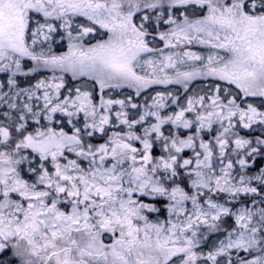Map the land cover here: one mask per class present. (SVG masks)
<instances>
[{
    "label": "snow or ice",
    "instance_id": "obj_1",
    "mask_svg": "<svg viewBox=\"0 0 264 264\" xmlns=\"http://www.w3.org/2000/svg\"><path fill=\"white\" fill-rule=\"evenodd\" d=\"M0 264H264V0H0Z\"/></svg>",
    "mask_w": 264,
    "mask_h": 264
}]
</instances>
